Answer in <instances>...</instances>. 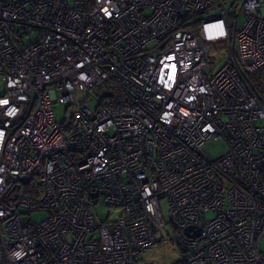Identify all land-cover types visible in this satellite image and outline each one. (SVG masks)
Masks as SVG:
<instances>
[{
  "label": "built area",
  "instance_id": "1",
  "mask_svg": "<svg viewBox=\"0 0 264 264\" xmlns=\"http://www.w3.org/2000/svg\"><path fill=\"white\" fill-rule=\"evenodd\" d=\"M262 65L264 0H0V264H136L162 200L186 264H264Z\"/></svg>",
  "mask_w": 264,
  "mask_h": 264
},
{
  "label": "rangeland",
  "instance_id": "2",
  "mask_svg": "<svg viewBox=\"0 0 264 264\" xmlns=\"http://www.w3.org/2000/svg\"><path fill=\"white\" fill-rule=\"evenodd\" d=\"M245 20V17L240 16L237 20V27H241L243 22ZM209 49V57L210 61L207 65V70H211L214 68H218L223 62L224 59H226L227 56V46L224 43H210L208 44ZM257 72H251L249 73V77L252 80V82L255 83V75ZM260 90H264V84L260 86ZM1 89V87H0ZM54 113H55V119L56 121H60L65 116V109L64 105L61 104H54L53 106ZM226 151V146L224 142L219 143L217 146H215L212 149L213 154L218 157L220 154H223ZM38 181L36 178H33L32 184L37 185ZM29 185L28 187H30ZM24 186H21L19 193H24L25 191ZM37 188L39 186L37 185ZM160 208L162 215L166 221V225L164 227L158 228L156 230V242L153 243L148 248L144 249L137 257L136 264H175L179 260L183 258V252L178 248L175 237L173 234L172 227L169 222V216L167 213V206L165 200H162L160 203ZM114 210V211H113ZM111 212L110 218H113L115 215V209H109ZM103 213H106L104 210ZM46 216V213L44 211L41 212H33L30 215H28L29 218L33 221H39L43 219ZM213 212H207L204 215V218L206 220H210L214 217ZM99 219V217H97ZM97 235V234H95ZM90 236V233L87 235V237ZM261 246L264 247V240L261 241Z\"/></svg>",
  "mask_w": 264,
  "mask_h": 264
},
{
  "label": "trees",
  "instance_id": "3",
  "mask_svg": "<svg viewBox=\"0 0 264 264\" xmlns=\"http://www.w3.org/2000/svg\"><path fill=\"white\" fill-rule=\"evenodd\" d=\"M256 75H255V83L252 82V80L250 79V82L253 84V85H256L259 89L261 88L260 86L262 84H264V65L258 67L256 70H254L253 72H257ZM175 264H186L184 262L183 259L179 260L178 262H176Z\"/></svg>",
  "mask_w": 264,
  "mask_h": 264
},
{
  "label": "water",
  "instance_id": "4",
  "mask_svg": "<svg viewBox=\"0 0 264 264\" xmlns=\"http://www.w3.org/2000/svg\"><path fill=\"white\" fill-rule=\"evenodd\" d=\"M20 181H21L22 183H26V182L28 181V178H27V177H22V178L20 179ZM192 228H193L192 225H188V226L185 228V232H186L187 234H189V231H190ZM198 234H199V228H197L196 231L194 232V234H191L190 236L194 237V236H197Z\"/></svg>",
  "mask_w": 264,
  "mask_h": 264
}]
</instances>
